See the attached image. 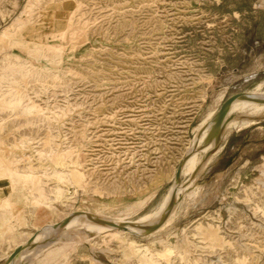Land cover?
<instances>
[{
	"label": "rangeland",
	"instance_id": "obj_1",
	"mask_svg": "<svg viewBox=\"0 0 264 264\" xmlns=\"http://www.w3.org/2000/svg\"><path fill=\"white\" fill-rule=\"evenodd\" d=\"M262 83L264 0H0V260L30 219L167 212L32 264H264V105L212 131Z\"/></svg>",
	"mask_w": 264,
	"mask_h": 264
},
{
	"label": "bare ground",
	"instance_id": "obj_2",
	"mask_svg": "<svg viewBox=\"0 0 264 264\" xmlns=\"http://www.w3.org/2000/svg\"><path fill=\"white\" fill-rule=\"evenodd\" d=\"M263 85H264V83L258 85L257 91H255L251 95L250 94H246V96L251 98V99H246L244 102H240V103H238V102L240 100H242V99L235 100L231 104V106L229 108L227 118H231V116H233L234 113L237 114L239 112V110L242 111L244 108H248V107H253L257 111H259L261 109V107H260L261 104L264 105V103H258L257 101L264 99V97L259 98V97H255V96H259V94L261 95V89H262ZM263 95H264V93H263ZM237 103H238V106L234 110H232V108ZM231 110H232V112L230 114ZM240 119H241V115L240 114L237 116V118L228 119V121H226L225 127L223 129L224 133L225 132L229 133L231 130L233 131V129H238V126L240 124ZM244 120L246 122H249L247 119H244ZM206 130H207V128H204V130L202 132H204ZM208 137H209L208 135L200 136V138L197 139L196 145H199V143L202 140L205 141ZM207 146H211V147L210 148L204 147V148H202V150H200L199 153L206 154L209 150H211L213 148V144L212 143H210ZM190 156H189L190 158L183 165L182 176L184 174L183 171H186V173L189 174V172H192L198 166V163L200 161L199 157H198V152H194ZM209 162H210V160H207L206 164L209 163ZM174 188H175V186H174ZM173 196H172V198H175V197L178 198L179 197L178 191ZM166 213L164 215L155 213V214H153L151 216H147L145 218H141L137 222L129 223V222H127V221H125L124 219H121V218H116L113 221L106 220V219H104L102 221V220H100V219H98V218H96L94 216L93 217L91 216V218H89V216H88L89 214L83 212V214H85V215H82V213L76 215V216H84L83 218H76V219H71V221H64L62 223H58V224H56V225H54L52 227H49L47 229L45 228L43 231H40L39 233L37 232L38 234H37V236L35 238L30 240L26 244H24L22 246H19L13 252V254H11L9 259L6 261V264L9 263L11 260H13L14 254L16 252H18L19 250H25V251H19L20 253H18V254L16 253L17 255H16V257H14L15 258L14 261L17 260V258H20L22 255L26 256V258L27 257L31 258L32 256H34V257L35 256H40L45 250H47V246L49 244H52V243H55V242H57V243H59V242H61V243H63V242H66V243L75 242V244H79L80 245V243L83 244V242L90 241L91 239H93L94 237L97 236V233L90 231V229H88L86 227V226H88L90 224H103V223H105V224H103V228L100 231L108 230V231H118V232L123 233V234H140V233L144 234L148 229H151L152 226H157L158 224L161 223V225H159L156 229H152L151 231H148V234H150V236H151L152 233L156 232L157 230H160L162 227H165L163 225V223H165L166 220L165 221H163V220H164L165 216H166V218L169 216V214L166 215ZM171 213H170L171 214L170 216L172 217L173 216V211ZM79 221H80V223H76V222H79ZM96 221H98L100 223H98ZM168 223H169V221H168ZM122 224L125 225V226L124 227H120L119 225L122 226ZM145 224H148V225H145ZM144 225L146 227H143ZM149 225L151 227H148ZM58 226H59V229L61 231H58ZM146 228H148V229H146ZM57 232H58V237L56 239L52 240V239L47 237V236H49L51 234L54 235V233L56 234ZM42 240L44 242H46V243H44V242L42 243ZM35 245H38V246L35 247ZM35 258H34V260H36Z\"/></svg>",
	"mask_w": 264,
	"mask_h": 264
},
{
	"label": "crops",
	"instance_id": "obj_3",
	"mask_svg": "<svg viewBox=\"0 0 264 264\" xmlns=\"http://www.w3.org/2000/svg\"><path fill=\"white\" fill-rule=\"evenodd\" d=\"M8 214H9L8 211L0 210V219H3L5 217H7ZM41 221H38L39 223H36L37 224L36 225L35 222H34V219H30V221L26 222L25 225H23L21 227H17L16 229H14V235H13V238H12L14 243L13 242L11 243L12 244V248L6 254V256H3L4 258L0 260L1 262H4L3 264H6V261L9 259L11 254H13V252L19 246H22V245L26 244L27 242H29L30 240H32L33 238H35L37 236V234L40 231H43L45 228L47 229L49 227H52V226L58 224V218H56L55 215H48V216L45 215V216H43L41 218ZM25 227H27V228L29 227V228L33 229V231H30L29 229H26ZM47 237L52 239V240H54V239H56L58 237V232L56 234L54 233V235L51 234V235H49ZM43 242L44 241L42 240V243ZM44 243H46V242H44ZM37 246L38 245H35V247H37ZM57 246H58V244H57ZM56 253L57 254H54V255L58 256V252H56ZM46 256H52V254L46 251L44 253V257L35 256L36 258L34 256H32L31 258H28V257L26 258V256L22 255L21 256L22 258L20 257L19 261H16V262L14 261L15 263H13V264H32L34 262L40 261L41 259L45 258ZM34 258L36 260H34Z\"/></svg>",
	"mask_w": 264,
	"mask_h": 264
},
{
	"label": "water",
	"instance_id": "obj_4",
	"mask_svg": "<svg viewBox=\"0 0 264 264\" xmlns=\"http://www.w3.org/2000/svg\"><path fill=\"white\" fill-rule=\"evenodd\" d=\"M237 99H251V98L247 97L246 94H239V95L232 96L228 100H226V102L222 105L219 112L216 114L215 123H214L213 128H212V131L214 133L220 134L223 131L225 124H226V121H228V119H230V118H227L229 108H230L231 104ZM181 175H182V168L179 169L178 174L176 176L177 182L180 180ZM173 200H174V198H172L170 205L173 204ZM159 225H161V223L158 224L157 226H154L152 229H156ZM19 251H25V250H19ZM19 251L16 253L17 254L20 253ZM16 253L14 254V257H16V255H17ZM14 257H13V260H11L8 264H13L16 261H19V258H17V260H15V262H14V259H15Z\"/></svg>",
	"mask_w": 264,
	"mask_h": 264
}]
</instances>
